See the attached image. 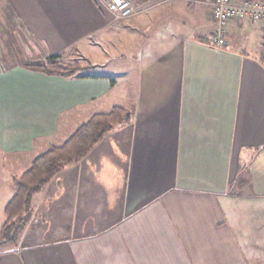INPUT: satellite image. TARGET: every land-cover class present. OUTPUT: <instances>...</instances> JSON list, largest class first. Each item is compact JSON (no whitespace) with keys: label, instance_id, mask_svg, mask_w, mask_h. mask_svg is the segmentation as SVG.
<instances>
[{"label":"crops","instance_id":"crops-1","mask_svg":"<svg viewBox=\"0 0 264 264\" xmlns=\"http://www.w3.org/2000/svg\"><path fill=\"white\" fill-rule=\"evenodd\" d=\"M132 2L0 0V231L35 157L132 112L34 195L0 264H264V22L230 18L219 45L213 0ZM51 55L91 72L23 66Z\"/></svg>","mask_w":264,"mask_h":264},{"label":"trees","instance_id":"trees-1","mask_svg":"<svg viewBox=\"0 0 264 264\" xmlns=\"http://www.w3.org/2000/svg\"><path fill=\"white\" fill-rule=\"evenodd\" d=\"M27 69L46 74L70 76L90 68L89 64L63 62L58 55L23 63ZM132 112L115 106L95 113L60 145L35 157L29 168L14 177L15 193L5 207L6 220L0 231V245L15 244L29 220L28 210L34 195L67 163L85 156L113 126L128 122Z\"/></svg>","mask_w":264,"mask_h":264},{"label":"built area","instance_id":"built-area-1","mask_svg":"<svg viewBox=\"0 0 264 264\" xmlns=\"http://www.w3.org/2000/svg\"><path fill=\"white\" fill-rule=\"evenodd\" d=\"M101 5L106 6L113 14L115 20H123L136 15L137 9L132 0H97ZM212 18L216 25L212 40L216 44L225 43L224 26L232 17H246L264 22V0L252 1L242 7H235L231 0H213Z\"/></svg>","mask_w":264,"mask_h":264},{"label":"rangeland","instance_id":"rangeland-1","mask_svg":"<svg viewBox=\"0 0 264 264\" xmlns=\"http://www.w3.org/2000/svg\"><path fill=\"white\" fill-rule=\"evenodd\" d=\"M138 12V11H137ZM9 15L10 14H8L7 16L9 17ZM12 35V34H11ZM11 35H10V32H6V31H3L2 29L0 30V41H2V39H3V43H5V45H6V43L8 42V41H10V37H11ZM4 39H6V41H4ZM31 61V60H30ZM75 62V61H74ZM76 63H79V64H85L84 62H76ZM86 71V70H85ZM88 72H91V70H87ZM7 243H4V244H1L0 246H3V245H6ZM16 244H19L20 245V242L18 243V242H16ZM16 244H13L12 243V245H16ZM6 247H9V245H7Z\"/></svg>","mask_w":264,"mask_h":264}]
</instances>
